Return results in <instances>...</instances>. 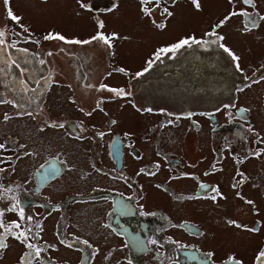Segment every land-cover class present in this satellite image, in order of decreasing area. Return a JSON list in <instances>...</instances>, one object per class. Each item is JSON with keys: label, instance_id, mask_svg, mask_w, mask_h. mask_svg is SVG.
Masks as SVG:
<instances>
[{"label": "flooded vegetation", "instance_id": "1", "mask_svg": "<svg viewBox=\"0 0 264 264\" xmlns=\"http://www.w3.org/2000/svg\"><path fill=\"white\" fill-rule=\"evenodd\" d=\"M130 1L140 5L139 0ZM82 2L90 5L93 11L81 9L94 16L102 12L109 14L103 10L114 4L117 9L122 0ZM218 2L200 0L201 11L195 9L191 0H177L173 7L178 6L184 12L182 4L186 3L196 12L208 8L209 14L214 5L219 7ZM224 2L228 11L218 20H223L231 10L228 0ZM168 3L171 4V0ZM255 3L256 8L248 9L258 13L256 26L251 31L245 30L247 17L233 18L240 21L238 34L260 39L258 33L264 29V20L259 17L264 16V0H255ZM239 5L242 7L240 2ZM174 9L169 8L172 17H162L166 24L162 30H170L169 20L176 14ZM158 11L160 9L153 13ZM187 17L184 14V19L197 28V15ZM233 18L216 29L218 35L224 37L222 41L216 36L205 35L219 23L217 20L202 33L193 32L196 29L179 33L174 41L163 38L147 49L143 66L137 73H144L141 85L148 89L146 95H156L158 100H154L153 107L148 106L146 114L137 106L141 104L139 99L137 101L141 89L126 98L132 103L134 112H142L147 117L153 113L156 121L146 127L141 139L136 140L134 132L113 133L114 121H111L105 169L93 157L97 144L101 145V138L95 142L94 138L86 137V131L100 137L97 123L87 124L78 119L73 122L77 117L70 114V108L80 114L91 112L88 115L91 117L102 113L98 107L88 111L86 105L98 89H87L93 83L88 77L96 68L94 58L103 60L98 51L92 49L90 55H86L82 45L57 40L36 43L22 32L20 36L11 35L13 24L0 28L5 32L6 48V55L0 57L3 69L0 100L13 102L0 103V143L7 144L0 156L9 160V163L0 164L8 169L0 173V184L13 188L3 195L18 197L26 217H33V232L39 234L35 242L46 249L42 253L43 264L49 261L55 264H128V260L132 264H223L230 255L243 264H253L256 253L264 247V152L255 156V152L264 149V143H257L264 138V58L259 62L253 58L248 63L242 50L227 41L224 29ZM47 33L71 40L56 28H49ZM192 36L208 43L193 44L161 54L159 60L154 59L159 48L170 47ZM24 39L29 42L25 43ZM55 42L61 46L55 49L51 46ZM221 44L240 57L241 71H237L236 62L224 52ZM18 48L27 49V52H18L15 50ZM187 49L190 51L186 52ZM49 52L53 55L49 56ZM109 53L114 52L110 50ZM178 54V58L170 59ZM9 56L19 67L12 64ZM150 60L154 62L149 68ZM110 61L108 58L107 62ZM53 62L62 65L56 67ZM61 67L63 73L59 75L57 70ZM71 67L75 71L73 75ZM133 101L137 102L135 106ZM60 111L62 116H55ZM28 112L33 115H27ZM5 113L11 117L7 122H4ZM52 123H64L65 127L54 129L48 126ZM249 126L252 132L248 131ZM129 128L138 129V126L132 124ZM20 145L25 147L20 148ZM26 152L33 155L26 156ZM200 152L203 155L198 157ZM98 153L96 150V155ZM49 167L57 170L54 176L47 174ZM141 170L155 175L143 174ZM238 173H243V177ZM96 174L105 175L102 185L96 184ZM240 180L243 183H237ZM91 181L94 184L91 185ZM201 184L208 188L207 192L201 189ZM16 185H22V189H17ZM214 188L224 199L219 196L216 201L211 199L216 195L212 191ZM245 200L254 201V205ZM11 202L0 201V210L6 209ZM3 220L10 225L13 221L19 222V217L5 212ZM230 220L259 231L250 233L229 226ZM37 222L39 228L35 227ZM104 224L109 227H103ZM232 231L240 235H233ZM73 236L88 240L92 247L75 244L69 249L60 243ZM232 237H237V241L232 242ZM152 239L158 243L150 244ZM7 243L0 264H18L26 249L11 237ZM209 252L215 254L211 262L207 256Z\"/></svg>", "mask_w": 264, "mask_h": 264}, {"label": "rangeland", "instance_id": "2", "mask_svg": "<svg viewBox=\"0 0 264 264\" xmlns=\"http://www.w3.org/2000/svg\"><path fill=\"white\" fill-rule=\"evenodd\" d=\"M217 1H219V7L217 6L216 8V5L218 4L214 5L213 12L209 14L207 13L210 12L208 8L206 9L203 7L204 10L202 12H196L186 3L182 4L184 5L182 7L184 12L180 11L178 6L172 7V9L175 8L174 11H176V14L171 20H169L170 30L169 28L166 30H158L155 28V24L152 23L153 20H155L156 23H163L162 17L164 16L160 15V11L153 13L151 17L144 16L140 11L141 6L139 3L131 2L130 0H122L118 8L109 12L107 15L102 12L99 15L94 16H92L91 13H86L82 10L79 3L75 0H64V3L62 0H46V2H44V0H10L8 7L11 8L16 16L22 18L20 20V25H23L24 28L28 29L29 33H31L30 37L33 42L45 41L44 37L48 34L47 32L49 28L61 30L64 32L63 35L69 37L71 40H88L96 34L98 30V22L100 21L105 25L102 31L106 35L112 34L116 31L119 39L112 42V49H108L106 46L100 45L96 42L81 46L82 51H84L86 55H90L89 53L92 52V49H95L100 54L101 59H103L100 61L98 57L94 58L93 64L96 68L88 77V80L92 79L93 83L90 84L87 89H99L100 85L104 84L111 88L124 89V91L131 96L137 94V90L141 89L137 95V101L139 99L141 104H138L137 106L142 112L148 114V106L153 107L154 100H158V98L156 95H146L149 91L146 87L141 85L144 77L139 76V78H137L135 75L137 70L143 66L147 49H151L157 42L162 41L163 38H169V41H174L179 38V33L190 32L195 29L196 31L193 32L202 33L206 27L215 24V21L222 18L228 11V6L225 4L224 0H222V2L221 0ZM148 7L152 8L153 4H149ZM236 7L238 10L241 8L238 0H236ZM184 14L186 17L191 14L197 15V28L193 27L194 25H191V22H188L187 19H184ZM233 19L234 21L227 26L228 28L225 27L224 29L227 33V41L236 45L238 50H242L248 63L253 58L259 62L264 58V29L258 33L260 39L255 38L254 35L238 34L237 26L240 24V21L235 20V18ZM220 21L221 20H218V22ZM5 24H13L14 30L9 31L11 35L21 32L24 33L20 25L15 24L7 18L6 6L3 4V0H0V28H4ZM174 27H178V29L175 31ZM25 34L29 35L28 33ZM51 46L56 49L61 45H58V42H55L51 43ZM49 48L51 47L49 46ZM73 49L77 50L78 47H74ZM110 50L114 53L110 54ZM188 51L190 50L187 49L186 52ZM179 55L180 54L170 57V59L178 58ZM217 55H220V53H217ZM108 58L112 60L110 63L107 62ZM163 63H161V65ZM58 64L62 65L58 62L54 63L56 67H58ZM117 68L124 69V72H120ZM61 71L62 67L57 70L59 75L63 73V71ZM70 73L72 75L75 73L73 67H71ZM157 73L158 71L155 74ZM87 95H89V93ZM126 96L118 97L114 93L106 90L97 91L91 98H88L89 101L86 104L87 109L89 111L97 108V105L99 104L98 111L100 112V109H103V111L102 113L94 114L93 117L86 114H80L78 110L73 112L74 108H70V114H74L77 117L73 122L78 119V122L82 121L87 124L97 123V127L101 130L100 137L93 135V133H88L87 131L86 137L94 138L95 142L101 138V145L99 146L98 143L96 146V150H99L100 154L98 153L99 155H96L95 150V155L93 154V157L96 162L100 164L102 169H105L107 164V147L110 141L108 131L110 129L111 121H114V124L111 127L113 133L124 131L134 132L136 137H133L134 140L141 139L144 131H146V127L156 121L155 114L153 113L147 117V115H143L142 112H134L132 110V103H128V98H126ZM110 98L115 99L110 100ZM100 101H103V103H100ZM135 104H137V102L133 101L134 106ZM154 104L159 103L155 102ZM57 114L62 116L61 111L55 113V116H58ZM105 116H107L106 120L104 119ZM124 121L127 122L125 123L126 127L123 126ZM132 124H137L138 129H130L129 127ZM191 139L192 138H190V141ZM92 140L89 141L92 142ZM143 146L146 147V144ZM187 155H190V152L187 151ZM201 155H203V153H197L198 157ZM87 170L89 172L91 171L89 168H87ZM104 178L105 175L96 174V184L102 185L104 183ZM92 184H94V181H91V185ZM231 234L235 235L238 233L232 231ZM238 235H240V233ZM237 239V237H232V242H236Z\"/></svg>", "mask_w": 264, "mask_h": 264}, {"label": "snow or ice", "instance_id": "3", "mask_svg": "<svg viewBox=\"0 0 264 264\" xmlns=\"http://www.w3.org/2000/svg\"><path fill=\"white\" fill-rule=\"evenodd\" d=\"M9 2H10V0H3V4L6 6V9H7V18L9 20L13 21L15 24L20 25V20L22 18L16 16L13 13V11L11 10V8L8 7ZM44 2H46V0H44ZM139 2L141 5L140 11L144 14V16L151 17L153 12L156 11V9H160V15L161 16H165L166 18H170L173 16V12L170 11L169 8L175 6V4L177 3V0H171V4L168 3V0H139ZM239 2L242 5V7L238 11L236 8V0H228L229 5L232 6L231 10L228 12V14L224 17L223 20H221L218 24H216L213 27V30L211 32L205 33V35L209 36V37L216 36V38L218 40L222 41L224 39V37L218 35L216 29L223 27V25L225 23H227L229 20H231L235 16L247 17V24H246L245 30L251 31V28L256 26L255 15H258V13L254 14L253 12L249 11L248 9L256 8L255 0H239ZM78 3L80 5V7L82 9H84L85 11H88V12L93 11L92 7L88 4H84L82 2V0H78ZM191 3L194 5V7L197 11L202 10L200 0H191ZM148 4H153V7L149 8ZM116 7H117V5L114 4L111 7H109L108 9L103 10V11L112 12L115 10ZM259 19L264 20V16H260ZM152 23L155 24V26L161 30L166 27V24L156 23L155 20H153ZM20 27L22 28V31L24 33H28L29 35H31V33H29L28 29L24 28L23 25H20ZM104 27H105V25L102 21L98 22V30H97L96 34L93 35L88 40H83V41L67 40L64 36L59 35V34H54V33L47 34L44 37V40H46V41L47 40H57V41H61V42L65 43V44H78V45H88V44H92L93 42H96L100 45L106 46L108 49H112L113 48L112 42L116 39H119V37L116 33L106 35L102 31V29ZM16 35L20 36L21 33H16ZM4 36H5V32L3 30H0V57H3L6 55L5 41L3 39ZM125 39H126V37H125ZM24 42L27 43L29 41L27 39H24ZM36 43H39V41H37ZM207 43H208L207 40H197L194 36L184 38V39L178 41L177 43L171 45L170 47L159 48L155 53L154 59L159 60L161 58V54H168L170 52H176L182 48L191 47L193 44L202 45V44H207ZM220 47L223 48L224 52H226L231 57V59L236 62L235 67H236L237 71H241L240 64H239L240 57L238 55H236L234 52H232L229 48L225 47L223 44H221ZM15 50L18 52H24V53L27 52V49H23V48H18ZM61 51H63V49H61ZM48 55L52 56L53 53L49 52ZM8 58L11 60L10 56ZM11 62H12V64H15L17 67H19V64L16 62V60H11ZM153 62L154 61H152V60L148 61V67L149 68L152 66ZM40 63L43 64L44 61H40ZM147 70L148 69H145V71H147ZM2 71H3V69L0 68V72H2ZM119 71L124 72V69L121 68V69H119ZM143 74H144L143 72H140V73H137V76H141ZM257 82H259V81H253V83H257ZM21 83H24V82L21 81ZM101 90H106L108 92L114 93L118 97H123V96L128 95V93H126L124 91V89L109 88L107 85H104V84H101L100 88L97 89V91H101ZM32 91L35 92L36 89H33ZM241 91H243V89H241ZM0 103L12 104L13 102L10 100H0ZM100 103H103V101H100ZM13 106L16 107L15 104H13ZM97 107H99V104L97 105ZM100 110L103 111V109H100ZM239 111L245 112V111H248V109H240ZM26 114L29 116L33 115L31 112H28ZM87 115H91V112L87 113ZM231 115L232 114L229 113V117H231ZM9 119H11V117H9L7 115V113H5L4 122H7ZM169 123H171V121H169ZM48 126L51 128H54V129L55 128H64L65 124L64 123H59V124L52 123ZM78 127H80V126L78 125ZM43 130L44 129H41V131H43ZM81 131H83L82 128H81ZM248 131L249 132L253 131L251 126H249ZM257 135H259V134H257ZM257 143H264V138L259 139L257 141ZM24 147H25V145H20V148H24ZM6 149H7V144L6 143H0V152L5 151ZM262 152H264V149L255 152V156L259 157L262 154ZM24 155L32 156L33 153L26 152ZM5 163H9V160L5 159L3 156H0V164H5ZM61 163H63V161H61ZM43 167L44 166L41 165V168H43ZM156 167L159 168V164H157ZM6 171H8V169L0 167V173H4ZM56 171L57 170L55 168L49 167L47 169V174L50 176H54L56 174ZM141 173H143V170H141ZM141 173H138V174H141ZM143 174L155 175L154 172L143 173ZM238 175L243 177V173H238ZM237 183H243V181L240 180V181H237ZM200 187L203 191H205V192L208 191V188L205 185L201 184ZM16 188L22 189V185H16ZM13 190L14 189L11 187H5L3 184H0V201H4V200H11L12 201L10 203V205L8 207H6V209L0 210V229H2V231H0V258H2L4 251L8 247V243H7L8 238L11 237L12 239L18 241L26 249V251H24L23 254L20 256L18 264H43L42 253H44L46 251V249H45V247L40 246L39 244H37L35 242L37 239H39V234L33 232V223H32L33 217L31 215H28L26 217L25 209L22 206V202L18 199V197H6L3 195V193H5V192H12ZM212 191L216 193V195H213L211 197V199L213 201H216L218 196L221 199H224V197L220 194L218 189L214 188V189H212ZM129 199H131V197H129ZM245 203L250 204V205H254V201H251V200H245ZM5 212H11V213L17 214L19 217V222L13 221L10 225L6 224L3 220V217L5 216ZM141 214L143 215L144 213L142 212ZM228 224H229V226H234L237 229H241L243 231H247L250 233H256L259 231V229L256 227L246 228L243 225L237 223L236 221H232V220L228 221ZM22 225H24V226L22 227ZM35 227L39 228L40 224L37 222ZM103 227L107 228V227H109V225L104 224ZM13 229H16V231H13ZM201 235H203V234L201 233ZM60 243L69 249L73 248L75 244H82V245L87 246L88 248L92 247V245L89 243L88 240L81 239L78 236H73L71 238V240H69L67 242L64 240H60ZM149 243L152 245H156L158 243V241L155 239H152L149 241ZM172 243H176V242L172 241ZM214 255L215 254L213 252L207 253V256L209 257L210 262H211V258ZM49 264H55V261H49ZM128 264H132V261L128 260ZM223 264H243V261L237 259L234 255H230L227 258V260L223 262ZM253 264H264V247L260 248L258 250V252L256 253Z\"/></svg>", "mask_w": 264, "mask_h": 264}]
</instances>
